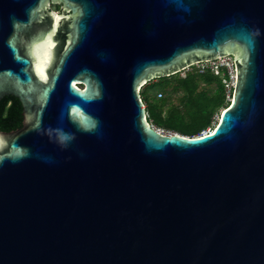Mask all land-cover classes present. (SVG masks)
Masks as SVG:
<instances>
[{
	"label": "water",
	"instance_id": "water-1",
	"mask_svg": "<svg viewBox=\"0 0 264 264\" xmlns=\"http://www.w3.org/2000/svg\"><path fill=\"white\" fill-rule=\"evenodd\" d=\"M226 54L212 130L148 122L142 86ZM6 95L0 264H264V0H0Z\"/></svg>",
	"mask_w": 264,
	"mask_h": 264
},
{
	"label": "trees",
	"instance_id": "trees-1",
	"mask_svg": "<svg viewBox=\"0 0 264 264\" xmlns=\"http://www.w3.org/2000/svg\"><path fill=\"white\" fill-rule=\"evenodd\" d=\"M159 91L162 92L160 97ZM140 95L148 122L164 131L188 136L214 128L222 109L230 104L220 77L210 70L200 73L192 69L151 80L142 86ZM22 122L19 99L13 95L1 98L0 130H16Z\"/></svg>",
	"mask_w": 264,
	"mask_h": 264
},
{
	"label": "built area",
	"instance_id": "built-area-1",
	"mask_svg": "<svg viewBox=\"0 0 264 264\" xmlns=\"http://www.w3.org/2000/svg\"><path fill=\"white\" fill-rule=\"evenodd\" d=\"M234 57V54H226L212 59L197 60L179 72L193 69L203 73L210 70L214 75L220 77L225 89L226 100L231 101L236 84V66ZM157 95L158 97L162 96V92L159 91ZM206 132H209V129L204 130L201 134Z\"/></svg>",
	"mask_w": 264,
	"mask_h": 264
},
{
	"label": "flooded vegetation",
	"instance_id": "flooded-vegetation-1",
	"mask_svg": "<svg viewBox=\"0 0 264 264\" xmlns=\"http://www.w3.org/2000/svg\"><path fill=\"white\" fill-rule=\"evenodd\" d=\"M57 7H58V9L60 10V8H61V4H57Z\"/></svg>",
	"mask_w": 264,
	"mask_h": 264
},
{
	"label": "rangeland",
	"instance_id": "rangeland-1",
	"mask_svg": "<svg viewBox=\"0 0 264 264\" xmlns=\"http://www.w3.org/2000/svg\"><path fill=\"white\" fill-rule=\"evenodd\" d=\"M155 80V79H154ZM164 94H165V92H163ZM208 129H210V128H206V130H208Z\"/></svg>",
	"mask_w": 264,
	"mask_h": 264
}]
</instances>
